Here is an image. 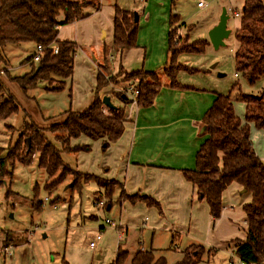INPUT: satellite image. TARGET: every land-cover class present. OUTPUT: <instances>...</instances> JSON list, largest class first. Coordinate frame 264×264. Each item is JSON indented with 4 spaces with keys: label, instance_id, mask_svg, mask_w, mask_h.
<instances>
[{
    "label": "trees",
    "instance_id": "16d2710c",
    "mask_svg": "<svg viewBox=\"0 0 264 264\" xmlns=\"http://www.w3.org/2000/svg\"><path fill=\"white\" fill-rule=\"evenodd\" d=\"M175 1L172 0L171 5ZM88 8L96 11L99 0H0V64H8L3 54L7 45L32 43L35 47L44 48L38 62H33L35 52L26 59L31 71L11 81L16 82L22 90L42 82L50 86L48 91L63 90L66 81L72 77L78 47L74 42L58 41V30L88 18ZM60 13L63 14V20L58 19ZM240 14V27L234 32V39L238 43L233 56L235 75L245 79L249 85H254L264 77V0H244ZM178 23L177 15L169 16V62L163 67V73L169 80L167 87L171 89L185 88L177 80L179 73L196 72L179 64L178 56L200 54L209 45L204 40L189 42L188 34L184 39L177 37L180 28ZM137 32L134 14L115 6L112 48L125 50L137 47ZM54 48H57L56 53ZM108 53L104 47V65L97 66L94 100L90 107L82 112L67 110L63 122L47 129L55 135L60 150L47 142L43 130L29 126L21 133L16 144L7 150L6 156L0 158V178L11 174L8 166L12 168L16 163L29 165L32 163L31 156L37 155L38 167L52 180L46 184V189L54 188L68 176L72 177L73 186L80 185L81 181H94L110 201L119 190V200L143 202L161 213L160 205L151 198L137 195L127 197L118 182L81 174L64 165L60 156L61 152H89L90 148L86 145L71 146L72 140L82 136L91 141L101 140L102 150H106L109 143L118 140L123 133L127 121L124 106L134 102L139 109L150 107L162 88L157 70L126 73L120 68L117 77L107 78ZM34 63L36 66H33ZM120 84L132 86L137 91L135 101L124 93L126 88L117 91ZM109 93L120 103L114 104L110 99L115 109H108L101 102L100 96ZM255 96L238 93L236 101L244 105L245 111L241 120L234 112L230 95L215 94L211 107L201 120L204 141L196 152L195 167L182 171L184 179L195 188L198 199L206 202L213 222L221 216L222 193L232 183L251 195V202L243 206L247 226L245 240L232 241L236 256L245 264L264 263V163L255 153L250 132V125H253L264 134V89ZM18 110L14 98L0 81V121L16 114ZM27 138H30V147ZM36 199L32 200L33 204L40 208L42 202ZM10 241L9 234H6L2 249L8 248ZM0 254L4 255L3 250ZM205 254L211 255L204 246L193 244L181 251V259L174 264H198ZM111 264H166V260L153 249H139L130 256L118 247Z\"/></svg>",
    "mask_w": 264,
    "mask_h": 264
},
{
    "label": "rangeland",
    "instance_id": "374dc122",
    "mask_svg": "<svg viewBox=\"0 0 264 264\" xmlns=\"http://www.w3.org/2000/svg\"><path fill=\"white\" fill-rule=\"evenodd\" d=\"M102 3L107 4V0H102ZM175 3V8L172 7V14L179 16L180 20L177 25L180 26V32L183 33L181 36L177 34V37L184 39L188 34L189 42L204 40L209 43L208 33L210 31L208 27L217 19L219 22L222 9H226L229 16L227 25L232 33L238 20L233 17L232 12L235 11L234 9L241 12L242 8L239 0H217L216 4H213L214 2L211 0H176ZM199 3L204 7L198 8ZM116 4L137 16L142 15L143 11H145L144 14L147 13L143 7L144 3L140 0H117ZM88 10L91 9L88 8ZM58 19L63 20L62 13L59 14ZM137 24L138 29L143 25L139 22ZM182 24L185 25L182 26ZM153 27L154 25L151 28ZM177 37L175 36V39ZM105 42H108L107 38L104 39ZM90 47L91 45L84 46L76 53L74 75L70 79L72 81H66L64 89L56 92L48 91L50 86L45 82L22 90L16 82L11 81V79L23 77L31 71V65L26 62V59L35 52V46L32 43L7 45L3 49L8 64L7 66L0 64V81L14 98L19 110L16 114L0 121V158L6 156L7 150L16 144L21 133L29 126L43 130L47 142L60 150V144L55 139V135L48 132L47 129L63 122L64 112L72 110L73 107L77 108L78 102L83 103L85 101L82 100L83 96L90 97L91 86H93L91 73L86 70L82 60L86 58L87 67L94 69L96 64L94 58L99 56L96 47ZM235 47L236 42L231 34L224 40V46L218 49H214L209 44L200 54L179 55L178 63L196 70V72L192 74L181 72L178 74L177 80L186 87L212 91L221 95L229 94L233 100L235 114L243 120L244 105L236 101L237 95L238 93L259 95L264 89V77L254 85H249L240 76L235 77L233 59ZM107 61L110 64L108 59ZM99 65H104L103 56L97 66ZM33 66H36V63ZM163 67H160L158 71L160 84L168 82L163 73ZM105 75L107 78H115L108 74V71ZM234 85L236 87L232 89ZM126 87V84H120L117 91H123ZM112 102L119 103L116 100ZM130 105L129 103L124 106L126 114ZM250 132L254 150L264 163V134L253 125H250ZM27 143L30 147V138H27ZM101 146L103 147V144ZM79 153L81 152H61L60 156L64 165L74 169L78 164L77 155ZM37 157V155H32V163L29 165L16 163L12 168L8 166L11 174L0 178L1 253L4 250L2 245L5 235L9 234L11 239L8 242L7 253L9 255L0 254V264H111L118 247L129 252L130 256L137 248L154 249L165 258L166 264H174L181 259V251L188 245H185V240L180 242L176 238V233H174L176 231L173 230L172 234H165L141 229L140 223L145 218H147V226L152 224L157 213L155 208V214L136 210L124 212L119 204L105 197L103 190L94 181L86 183L81 181L80 185L73 186L72 177L69 176L54 188L46 189V184L52 180L48 179L46 172L38 167ZM235 187L237 186L230 185L224 192L226 201L228 200V204L232 206H236L239 199L242 201L247 198L246 195H232ZM232 196L235 199H232ZM34 198L42 202L40 208L34 206L32 201ZM45 200L47 201L45 202ZM100 201L105 206L111 205L112 210L109 212L107 207H97L95 204ZM161 210L160 215L166 216L169 222H174L177 218L175 212ZM229 211L232 210L229 209ZM201 212L200 210L198 227L194 228L195 225L193 228L189 227V235L205 245L213 225L212 223L208 225V222H205V217L210 222L209 214L204 217ZM91 216L94 220H90ZM184 217L181 213V221ZM229 217L222 218L220 216L218 219L222 218L226 225L219 228L218 235L239 239L242 228H244L243 220L239 217L236 220L234 217L232 220H228ZM105 220H110L116 225L120 224L122 228L127 227V229H122V241L119 239L121 230L106 226ZM230 221L234 224L227 227V223ZM175 223L172 225L176 226ZM103 225L104 229L99 230L98 226ZM182 226L178 229H181L184 234L187 233V227ZM100 233V240H96L95 238ZM92 242L95 243L93 250L89 248V244ZM204 247L206 248V246ZM226 248L232 249V246L227 247L226 245ZM209 253L212 251L209 250ZM229 255L230 252L227 255L224 251L216 252L214 256L205 254L198 264H229ZM233 262L238 264L236 256H233Z\"/></svg>",
    "mask_w": 264,
    "mask_h": 264
},
{
    "label": "crops",
    "instance_id": "0c3cea01",
    "mask_svg": "<svg viewBox=\"0 0 264 264\" xmlns=\"http://www.w3.org/2000/svg\"><path fill=\"white\" fill-rule=\"evenodd\" d=\"M100 1L99 8L96 11H87L90 13L88 18L62 26L58 30L57 40L74 42L78 47L77 53L84 46L91 45V47H96L99 54L97 58H94L96 63L94 69L87 67L86 58L82 60L86 70L91 73L93 86H91L90 97L85 98L83 96L82 100L85 101L83 103L78 102L76 104L78 105L77 108L73 107L70 110L72 112H82L93 103L97 64L99 61L101 62L104 47L109 51L108 60L110 64H108L107 71L111 76H116L120 68L126 73H133L139 70H157L156 74L159 82V68L169 62L167 38L170 28L168 21L169 16L174 15L172 14V9L175 8L177 2H174L175 4L172 6V0H140L144 3L143 7H145L144 9H146L147 13L144 14L145 11H143L142 15H138V22L143 23V27L139 26L140 29L137 32V47L114 50L112 48L113 18L117 0H107V4L102 3V0ZM211 1L216 4L217 0ZM239 1L243 7L244 0ZM197 7L203 8L204 6L199 7L197 5ZM234 10L236 11V9ZM217 24L218 19L208 27V30L210 31ZM152 25H154L153 28H151ZM239 27L240 21L237 20V25L230 35L233 34L234 36V32ZM227 29H229L228 25ZM178 34L180 36L183 35L180 32V28L178 29ZM106 38L108 42L104 43ZM237 48L238 43L236 42L233 56ZM75 58L72 76L75 70ZM167 81V83L161 84L162 88L150 107L139 109L135 103L130 105L121 137L116 141L110 142L106 150H102L101 140L91 141L83 136L72 140L71 146L86 145L90 148L89 152L85 154L81 152L77 155L78 164L74 169L81 174L116 181L121 185L122 191L127 197L135 195L149 197L160 205V209L177 214V218L174 220L176 226H173L172 223L174 222H169L166 216H161L158 209L155 208V210L154 207H148L143 202L130 203L125 199L119 200V190H117L112 200L114 203L119 204L124 212L126 210L152 212L153 214H155L154 210L157 212L151 225L147 226V218L140 223L141 229L165 234H172L174 230L176 231L174 232L176 233V238L180 242L185 240V245L196 244L203 246L202 242L189 235V227L192 226L193 228L194 225V228L198 227L199 212L201 210L205 217V215L209 214L208 206L205 201L198 199L195 188L184 179L182 171L192 170L195 167L196 152L204 141V136L201 135L203 132L201 120L211 107L216 93L183 85L184 89H171L167 87L169 80L167 79ZM104 96L112 97L110 98L112 101L115 100L112 95L110 96V93L102 94L100 99ZM90 141L91 143H89ZM231 185L237 186L233 189L235 191L232 195H246L247 198L242 199V201L239 199L235 204L236 206H232L228 204V200L226 201L225 189L221 196V217L230 216L228 220H232L233 217L234 220L238 217L242 218L244 228H242V234L239 239L225 238L218 235L219 228L226 226L222 218L213 222L208 215L210 218L209 222L205 217V222L207 221L208 225H210L209 223L213 225L212 231H209V236L207 237V244L204 245L206 249L212 251L211 256H214L216 252L224 251L227 255L230 252V257L231 253L235 252L232 241L245 240L247 226L243 206L251 202V195L246 192L243 193V189L239 185L235 183ZM231 198L235 199L234 196ZM112 208L108 204L107 210L109 212ZM229 209L232 211H229ZM181 213L183 217L185 216L183 221L180 218ZM90 220H94L92 216ZM216 222L217 224H215ZM232 223V221L227 223V227H230ZM182 225L187 227L188 231L185 234L181 232V229H178V227H183ZM118 226L121 231L124 228L127 229L126 226L124 228L120 224ZM98 228L102 230L104 225L98 226ZM226 245L227 247L229 245L232 246V249H227ZM139 249L146 250L145 248H137L134 253Z\"/></svg>",
    "mask_w": 264,
    "mask_h": 264
},
{
    "label": "water",
    "instance_id": "95a60500",
    "mask_svg": "<svg viewBox=\"0 0 264 264\" xmlns=\"http://www.w3.org/2000/svg\"><path fill=\"white\" fill-rule=\"evenodd\" d=\"M228 20H229V16L227 15L226 9H222V13L220 15L218 24L215 27H213L208 33L209 43L214 49H218L219 47L224 46V40H226L231 33V31L227 29ZM134 22L135 23L138 22V16L136 14H134ZM256 98L259 99L260 97H256ZM101 102L104 107L108 109H115V106L111 103L109 97L104 96L101 99ZM203 130L204 129H202V131ZM244 192L245 191L243 190V193Z\"/></svg>",
    "mask_w": 264,
    "mask_h": 264
},
{
    "label": "built area",
    "instance_id": "2783aa9c",
    "mask_svg": "<svg viewBox=\"0 0 264 264\" xmlns=\"http://www.w3.org/2000/svg\"><path fill=\"white\" fill-rule=\"evenodd\" d=\"M198 6L200 7V6H202V4L199 3ZM232 15H233V17H234L235 19H239L241 14H240L239 11H233V12H232ZM43 52H44V48H43L42 46H36V47H35L34 57H33V62H38L39 59H40V57L42 56ZM56 52H57V48H54V53H56ZM235 77H237V75H235ZM124 93H125L126 95H128V96L130 97V99H132L133 101H135V98H136V95H137V91L134 90L132 86H127L126 89H125V91H124ZM133 103H134V102H133ZM46 201H47V200H45V202H46ZM95 205H96L97 207H101V208L107 207V206H105V204H103L101 201L98 202V203L95 204ZM104 223H105L106 226H108V227H110V228L117 229L118 231L121 230L120 227H119L118 225H116L114 222H112V221H110V220H105ZM119 229H120V230H119ZM122 237H123V232L121 231V232H120V237H119V239L122 240ZM100 238H101V233H100L95 239H96V240H100ZM89 247H90L91 249H94V248H95V243H93V242L90 243V244H89ZM7 250H9V248H6V249L3 250V253H4L5 255H9V254L7 253ZM233 256H236L235 252H234V253H231L229 264H234V262H233ZM236 257H237V256H236ZM237 260H238V264H245L244 262H242L241 260H239L238 257H237Z\"/></svg>",
    "mask_w": 264,
    "mask_h": 264
}]
</instances>
